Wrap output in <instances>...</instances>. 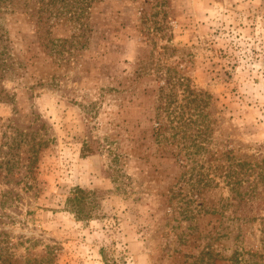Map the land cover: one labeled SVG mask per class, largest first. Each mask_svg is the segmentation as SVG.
I'll return each mask as SVG.
<instances>
[{"label": "rangeland", "instance_id": "obj_1", "mask_svg": "<svg viewBox=\"0 0 264 264\" xmlns=\"http://www.w3.org/2000/svg\"><path fill=\"white\" fill-rule=\"evenodd\" d=\"M0 264H264V0H0Z\"/></svg>", "mask_w": 264, "mask_h": 264}, {"label": "trees", "instance_id": "obj_2", "mask_svg": "<svg viewBox=\"0 0 264 264\" xmlns=\"http://www.w3.org/2000/svg\"><path fill=\"white\" fill-rule=\"evenodd\" d=\"M85 190L81 187H75L71 195L67 198V206L70 207L79 217H86L89 212L81 205L86 198Z\"/></svg>", "mask_w": 264, "mask_h": 264}]
</instances>
